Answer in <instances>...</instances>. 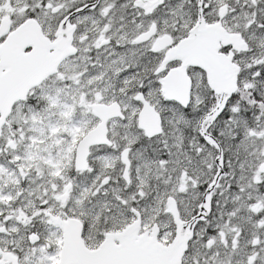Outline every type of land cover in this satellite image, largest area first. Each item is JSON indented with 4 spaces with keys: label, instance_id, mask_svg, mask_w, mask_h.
Here are the masks:
<instances>
[{
    "label": "snow or ice",
    "instance_id": "obj_1",
    "mask_svg": "<svg viewBox=\"0 0 264 264\" xmlns=\"http://www.w3.org/2000/svg\"><path fill=\"white\" fill-rule=\"evenodd\" d=\"M0 264H264V0H0Z\"/></svg>",
    "mask_w": 264,
    "mask_h": 264
}]
</instances>
